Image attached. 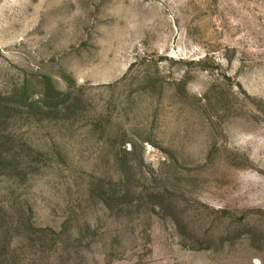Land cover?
<instances>
[{"label":"rangeland","instance_id":"1","mask_svg":"<svg viewBox=\"0 0 264 264\" xmlns=\"http://www.w3.org/2000/svg\"><path fill=\"white\" fill-rule=\"evenodd\" d=\"M0 150V264H264V0H0Z\"/></svg>","mask_w":264,"mask_h":264},{"label":"trees","instance_id":"2","mask_svg":"<svg viewBox=\"0 0 264 264\" xmlns=\"http://www.w3.org/2000/svg\"><path fill=\"white\" fill-rule=\"evenodd\" d=\"M0 155H3L1 150H0ZM3 159H6L5 156L3 157ZM1 169H2L3 172H7V171H10V170H13L14 167L11 166V165H2Z\"/></svg>","mask_w":264,"mask_h":264}]
</instances>
